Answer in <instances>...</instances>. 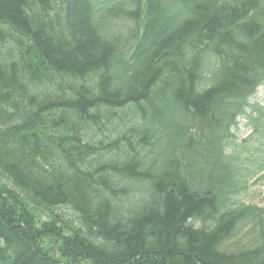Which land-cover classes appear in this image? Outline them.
<instances>
[{
	"label": "trees",
	"instance_id": "1",
	"mask_svg": "<svg viewBox=\"0 0 264 264\" xmlns=\"http://www.w3.org/2000/svg\"><path fill=\"white\" fill-rule=\"evenodd\" d=\"M263 82L264 0H0V264H264Z\"/></svg>",
	"mask_w": 264,
	"mask_h": 264
},
{
	"label": "rangeland",
	"instance_id": "2",
	"mask_svg": "<svg viewBox=\"0 0 264 264\" xmlns=\"http://www.w3.org/2000/svg\"><path fill=\"white\" fill-rule=\"evenodd\" d=\"M109 33L114 39H118L120 45L122 46L124 52L129 53L131 45L133 43V36L131 35L132 23H125L118 26L109 27ZM131 33V34H130ZM248 102L250 104H258L259 106H264V83L256 90L252 97L249 98ZM237 126L231 128L230 132L234 135L233 142L227 146L226 153L238 154L241 159L244 160L243 168L246 167L253 168L257 165L264 164V145L260 147L252 146V141L254 142L255 136L252 133L250 127L247 126L246 120L242 117L236 118ZM243 171V169H241ZM235 200L239 201L244 205H253L264 210V171L256 176H252L248 179L247 187L245 191L240 192ZM65 213L69 217L73 218V214L67 208H63L58 211V213ZM38 218L41 221L46 219L43 213L38 212ZM259 230L255 232L258 233ZM247 229L242 230L237 236L228 242V245L234 247L239 242L240 246L252 247L256 242V236L247 235Z\"/></svg>",
	"mask_w": 264,
	"mask_h": 264
}]
</instances>
